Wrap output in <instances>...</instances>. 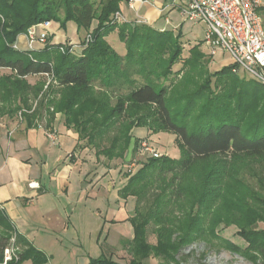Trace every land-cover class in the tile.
Here are the masks:
<instances>
[{"label":"trees","instance_id":"trees-1","mask_svg":"<svg viewBox=\"0 0 264 264\" xmlns=\"http://www.w3.org/2000/svg\"><path fill=\"white\" fill-rule=\"evenodd\" d=\"M121 1L0 0V69L9 70L0 74V116L11 117L23 107L22 120L37 127L38 114L29 101L50 77L54 95L41 107L61 112L64 125L78 135L75 148L94 147L96 159L102 154L124 159L131 138L135 152L144 138L135 136V127L174 135L178 158L149 155L134 172L125 171L118 190L120 197L134 198L128 217L133 235L124 240L131 258L119 262L102 254L88 264H148L152 255L157 264H185L182 249L197 242L214 246L215 240L252 264H263L264 228L258 224L264 223V182L255 190L246 180L251 171L261 182L264 178L259 176L264 172V85L233 71V63L209 72L201 43L184 56L181 29L116 18ZM261 15L264 22V8ZM45 21L63 27L73 21L78 32L84 31L78 47L47 36L40 48H17L20 34ZM113 30L125 44L124 54L108 41ZM32 75L43 80L30 83ZM104 139H109L105 145ZM231 225L244 245L220 236ZM148 231L155 243L147 241ZM11 238L21 250L6 264H46L47 254L17 233L0 208V262Z\"/></svg>","mask_w":264,"mask_h":264},{"label":"crops","instance_id":"crops-1","mask_svg":"<svg viewBox=\"0 0 264 264\" xmlns=\"http://www.w3.org/2000/svg\"><path fill=\"white\" fill-rule=\"evenodd\" d=\"M166 1L155 6L151 0H135L132 6L126 2L136 12L138 8L146 6L140 18L150 25L157 24V29H164L167 24H172L171 30L180 28L182 19L178 9L170 10L169 5L173 4ZM120 13L123 20L128 19L122 11ZM174 14H177L179 21L173 20L176 17ZM162 18L164 21L159 22ZM141 19L136 18L135 21ZM16 43L22 49L27 48L23 34L17 37ZM13 118L0 116V208L9 217L17 233L47 254L46 264H88L95 257L89 252L84 237L87 233H93L90 221L98 215L96 212V215L92 214L89 202L100 195L102 179L116 169L104 163L95 165V169L91 168L90 163H87L88 156L84 154L85 148H75L77 133L64 125L60 113L56 114L49 126L50 130L54 128L65 132L60 134L57 145L49 144L43 135L37 133L40 130L37 127H27L24 120L15 121ZM38 126L44 129L45 123ZM105 186L112 191L119 188H115L112 181H108ZM116 195L115 200L118 202L120 197L117 191ZM121 199L124 203L127 201ZM132 200L126 212L127 221L134 206ZM117 210H107L105 219L98 227L95 239L100 255L103 254L104 242L114 238H109V235L111 224L120 222L115 218ZM82 220L85 224L80 229ZM104 228L106 231L103 233ZM76 231L80 233L75 234ZM119 236L131 238L124 234ZM58 252L62 253L57 255ZM22 264L31 262L26 260Z\"/></svg>","mask_w":264,"mask_h":264},{"label":"rangeland","instance_id":"rangeland-1","mask_svg":"<svg viewBox=\"0 0 264 264\" xmlns=\"http://www.w3.org/2000/svg\"><path fill=\"white\" fill-rule=\"evenodd\" d=\"M126 1H128L130 3L129 0H122L120 2V5H119L120 11H117L120 14V20H123L121 13H120L121 11L128 18V19H125V21H135L136 18L141 19L140 17H142L144 12L146 11V6H142V7L138 8V12H136L135 9H131L129 7V5ZM163 1L164 0H151V2L153 3L152 4L153 6H155L157 4L160 5L161 2H163ZM166 2L168 4H171L172 0H167ZM172 8H175V7L173 5H170L169 9L171 10ZM170 10H168V11H170ZM175 15H176V17L173 20H175V22H177L180 19H178L177 14H174L173 16H175ZM163 19L164 18L159 20V22L164 21ZM181 19H182V17H181ZM140 21L145 22L142 19ZM51 23H52L51 27L54 28L55 32L52 31V28L50 27ZM180 24H181L180 28H176L173 30L176 31L177 29H181L183 31L182 44H183V50H184L183 55L184 56L187 55L188 49L192 45L197 44V43H199V44L201 43L200 49L205 54V56L202 57L203 58L202 61H204L205 68L208 69L209 72H213L217 69H220L223 66H227V65H230L233 63L232 58L230 57L229 53H227V52H223V51L217 49L215 51V53H213V54L210 53L207 45L204 43V40H203L205 38V35H206V26L203 22H192L189 20H183L182 19V22ZM171 25L172 24L165 25L164 29H169ZM152 26L156 27L157 24L152 25ZM46 33L48 36V40L55 41V42H63V43L64 42L73 43L74 46L77 45L76 43H78V41H80L82 39V37L84 36V31L78 32L77 28H76V24L73 21H68L66 23L65 27L60 26L59 22L48 21ZM108 41L111 44V46L118 53L124 54L126 52L125 44H124V42H122L119 39L117 30H113L112 32H110V34L108 35ZM15 45L18 46V44L16 42H15ZM42 45H43L42 43H38V42L32 43V47L35 49L40 48V46H42ZM76 47H78V46H76ZM17 48H20V47L18 46ZM27 48H29L28 44H27ZM180 67H181V62L175 64L173 69L176 70ZM8 71L9 70L7 68H1L0 74L6 73ZM237 71H238L237 73L239 75L246 76L249 79H253V80L255 79L254 77L249 76L247 73H245L242 68H238ZM38 77H39L38 75H32V76H28L27 78H28L30 83H36L40 79L43 80V78L39 79ZM50 80H51L50 77H46V80L44 79V83H42L43 85H42L41 90L38 91L37 94L33 95L29 101L31 104L30 109L37 111L36 115L38 114V116L35 119L38 120L37 122L39 124L41 123L42 125L46 122L52 121V119L54 121V118L56 117L57 113H60L62 115L61 112L55 111L52 106L45 107L43 105L41 107V105H40V103L42 101L46 102V100L48 98H50L54 95L48 89V83L50 82ZM55 96H56V98H58L59 94L55 93ZM113 102H114V99L111 98L110 104H113ZM24 111H26V109L22 107V109H19L11 117H14L13 119H15V121L16 120L20 121L23 118ZM133 113H137V112H133ZM130 119L133 120V117H130ZM37 128L40 129L37 131V133L40 135H43L46 138V140L49 142V144H51V145H55V144L57 145L60 141V138H59L60 134L65 133L63 130L58 131L57 129L52 128L56 131L55 133H57V141L54 142V141H51L47 137V135L45 133V129H43L42 127H39V126H37ZM112 129L113 130L109 131L111 137H112L113 133L115 132V127ZM117 129H118V126H117ZM134 130H135L134 131L135 136H144V138L142 140H146L148 145H150L151 147L156 149V151L160 155L161 154H167L172 158H176V157L178 158L179 157L180 148H179L178 144L175 142L174 135L172 133H169V132H157V133H151L150 132V133H147V131L144 127H135ZM72 131L75 132L73 129H72ZM106 140H107V142H106ZM142 140H140V141H142ZM108 141H109V139H104L103 140L104 145L107 144ZM81 143L86 145V143H87L86 139L81 140ZM75 146H76V144H75ZM133 147H134V141H133V138H131L130 142L128 144L127 152H126L125 156L123 157L124 159H120V158L108 159L105 155L102 154L97 158L99 160H97L96 156L94 154V147L89 146V147H86L84 150V154L88 156V158H86V159H88L87 163H90L91 168L95 169L94 168L95 165H99V164L102 165L104 163L110 167L113 166L116 169V171L109 172V174L102 179V191H101L100 195L98 197H96L95 199H92L89 202L91 205V211L93 212L92 214L93 215L98 214V215H96V217H94L90 221V224H92L91 226L93 227V233L91 235H89L87 233V235H86V237H84V239L86 238L85 244H86L87 248H89V252L94 257H98L100 255L99 246H98L96 239H95L97 232H99L98 227L103 222V220L105 219V217H106L105 215H106L107 210H110V209L116 210L118 208L115 218H116V220H120V222L118 221L114 224H111L109 238H111V237H114V238L109 239L108 242H104L105 243L103 246L104 249L102 251H103V254L111 255L114 259L118 260L119 262H128L129 259L131 258V254H130L129 249H128V244L126 242H124V240H126L128 238H123L119 235L124 234L125 237H132V235H133L132 234V227H130L131 226L130 222L127 221L125 218H126L127 209L132 205V201H133L132 199H134V198L130 199L132 196H128L127 198H124L125 200H127L125 202L126 204L124 203V200L121 199L122 197H120L119 195H118L120 197V200L118 201L119 203L116 202L115 199H117L116 191L118 192L119 188L122 187L120 185L125 184V181H126V177L124 175V173H126L125 171H129V169H130V172H134L138 167H140L141 162H143L147 157H149V153L140 152L139 143L136 146L135 152L133 150ZM81 158H83V156H81ZM102 170H103V167H102V169H100V171L102 172ZM253 172L254 171H251V173L254 177L252 176L251 178H248L246 180V182L248 185H250V187L252 189L259 190L260 189V183L262 184L264 182V178H262L263 181L261 182L260 180L257 179V176H255L253 174ZM256 172H258V170H255V173ZM263 174H264V172L261 171V175H259V176H262ZM123 180H124V183L122 184ZM108 181H112V183L115 185V188H117V186L119 188L117 190H114V191L109 190V188L107 190L105 184H107ZM122 205H124V206H122ZM95 212H96V214H95ZM107 223H109V222L107 221ZM80 224H81L80 229H82V226L85 224V221L82 220L80 222ZM87 225H89V221H88ZM258 226L260 228H264V223L260 222L258 224ZM150 229H151V226H149L148 230H150ZM105 231H106V229L104 228V231H102V232L104 233ZM236 231H237L236 225L235 226L231 225V226H228V227L221 229L219 231V233H220V236L229 239L233 243H236L239 245H244V241L240 237H238V235L236 234ZM76 233H80V232L76 231L75 234ZM116 235H118V236H116ZM102 236H103V234L101 235V237ZM155 239H156V237L153 234V232L148 231L147 241L149 243H155L156 242ZM214 243H215L214 246L213 245L207 246L203 242L193 243L192 245H189L188 247L182 249L181 252L179 253V256L182 255L183 262L185 264H252V262L250 260H248L247 258H245V257H243L237 253H234L230 250L223 248L221 246L219 240H215ZM20 247L21 246H17V250H21ZM61 253L62 252H60V253L58 252L57 255H59ZM146 261L148 264H157L159 259L153 257V255H152Z\"/></svg>","mask_w":264,"mask_h":264},{"label":"built area","instance_id":"built-area-1","mask_svg":"<svg viewBox=\"0 0 264 264\" xmlns=\"http://www.w3.org/2000/svg\"><path fill=\"white\" fill-rule=\"evenodd\" d=\"M129 1L132 6L135 0ZM172 4L183 20L205 24L203 40L211 54L217 49L229 53L234 64L233 71L238 72V68H242L264 85V22L261 15L264 0H172ZM115 16L120 19L118 12ZM47 24L48 21H45L27 29L24 35L29 48L34 42H46ZM44 129L47 137L56 142V131ZM139 150L153 157L160 155L146 140L139 142ZM13 244L14 238H11V243L4 248L0 264L17 257V247Z\"/></svg>","mask_w":264,"mask_h":264}]
</instances>
